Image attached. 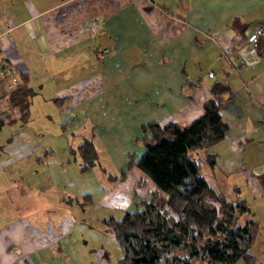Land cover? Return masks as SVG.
Instances as JSON below:
<instances>
[{
	"label": "crops",
	"instance_id": "crops-1",
	"mask_svg": "<svg viewBox=\"0 0 264 264\" xmlns=\"http://www.w3.org/2000/svg\"><path fill=\"white\" fill-rule=\"evenodd\" d=\"M259 24L264 0H0V58L26 69L34 89L26 119L0 125V264H120L117 240L100 233L89 241L81 217L117 216L133 195L151 193L153 181L125 165L143 150L138 123H187L201 113L213 79L230 90L218 107L225 130L192 152L215 153L199 172L215 191L245 200L241 218L257 221L250 264H264V186L254 174L264 171V32L255 44L243 40ZM94 46L106 52L96 56ZM0 104V116H17L1 94ZM35 114L53 116L60 146L69 135L91 136L97 182L72 187V166L52 167V143L38 137L47 126ZM60 176L65 196L55 192ZM85 191L92 202L81 206L73 198ZM154 202L165 207L160 193Z\"/></svg>",
	"mask_w": 264,
	"mask_h": 264
},
{
	"label": "trees",
	"instance_id": "trees-1",
	"mask_svg": "<svg viewBox=\"0 0 264 264\" xmlns=\"http://www.w3.org/2000/svg\"><path fill=\"white\" fill-rule=\"evenodd\" d=\"M261 44H257L259 52ZM15 71L18 82L1 95L8 110L14 107L18 114L10 116L5 112L0 116V125L15 117L24 120L28 115L34 89L28 83L26 69ZM208 90L210 95L202 100L201 113L187 123L174 120L158 123L154 119L138 123L142 135L137 140L143 150L134 160L129 153L125 165L134 164L141 169L153 181L154 189L144 198L133 195V206L119 215L100 218L122 248L115 258L120 264H250L254 261L249 247L257 231V221L241 218L248 209L245 200L215 191L199 172L201 161L214 163L213 151L204 150L199 156L190 153L208 147L225 130L218 107L229 96V87L226 82L213 79ZM57 99L52 97L53 101ZM70 149L79 155L80 170L98 164L90 135L82 136ZM122 173L120 170L107 175L114 178ZM254 174L264 186V171ZM156 193L163 196L164 208L155 205ZM73 199L81 206L91 202L88 191L82 192L80 199Z\"/></svg>",
	"mask_w": 264,
	"mask_h": 264
},
{
	"label": "rangeland",
	"instance_id": "rangeland-1",
	"mask_svg": "<svg viewBox=\"0 0 264 264\" xmlns=\"http://www.w3.org/2000/svg\"><path fill=\"white\" fill-rule=\"evenodd\" d=\"M4 104V103H2ZM0 104V105H2ZM33 117H39L41 119V122L47 126L46 128L47 129H44L43 132L41 134H39V138L42 140V141H49L52 143L51 145V150L47 151L46 154H48V159H50V163H52V167H53V163L55 162V160H57V169H58V172L61 173L62 172V165L61 163L65 166L66 168H69L71 167V173L73 175V179L71 180V183H72V187H80V185H83V187H88L89 183L91 184H94L95 182H97V175L94 173V166L93 167H90L91 169H85V170H80L78 168V163H79V155L77 154V152L75 150H71L70 149V146H74L75 143L80 139V137H74L72 138L71 135L67 136V142H65L63 145L64 146H60L61 145V139H62V135H60L59 132H56L54 129H55V121L53 120V116H40V115H37L35 114ZM34 120V119H33ZM46 120V121H44ZM35 121V120H34ZM18 123H21V125H24L23 121H19ZM51 126V127H50ZM5 130H6V127H1L0 129V137L2 138L4 133H5ZM71 140V141H70ZM50 147V146H49ZM48 147V148H49ZM190 153L193 154V152L191 151ZM42 156L44 157V155L42 154ZM65 156H69L71 158V160H74V162L72 161V163L70 162L68 164L64 162L65 160ZM52 157V158H50ZM68 175L70 174V170L68 169L67 172H66ZM58 178V176H57ZM16 180H14L15 182ZM13 182V183H14ZM85 183V185H84ZM4 186V184H3ZM55 186V185H54ZM52 186V187H54ZM67 186V177H59V182L57 184L56 187V190L55 192H57L60 195H63L65 196L67 194V191H68V188H65ZM16 188V186H15ZM66 190H65V189ZM44 191V189H43ZM54 195V190L52 192V196ZM43 199L45 197H48V195L46 194V196L43 194ZM92 202V201H91ZM60 204V203H59ZM86 207V206H85ZM90 210H92V207H90ZM60 213V211L58 212ZM102 216L98 217L97 219H95L94 216H90V215H87V213H84V215L81 217V219L83 220H87L88 222L86 223L85 227L84 228H81V229H85V238L88 237L89 241H94V240H97V238H100L99 237V234L100 233H107L110 235L111 238L114 239V237L111 235V233L109 231H107V229H104L103 226L100 227L97 223L100 222V218ZM96 221V226L93 225V222ZM101 223V222H100Z\"/></svg>",
	"mask_w": 264,
	"mask_h": 264
},
{
	"label": "built area",
	"instance_id": "built-area-1",
	"mask_svg": "<svg viewBox=\"0 0 264 264\" xmlns=\"http://www.w3.org/2000/svg\"><path fill=\"white\" fill-rule=\"evenodd\" d=\"M8 24H4V28H7ZM264 32V26L262 24L256 25L252 28V31L249 32L243 40L245 42L255 44V42L261 39ZM91 52L96 56H101L106 52L105 47H97L94 46L91 49ZM208 75H211V71L207 72ZM18 82V76L15 69L12 65L6 60L0 58V94L1 92H8L11 88H13ZM264 123V118H263Z\"/></svg>",
	"mask_w": 264,
	"mask_h": 264
}]
</instances>
